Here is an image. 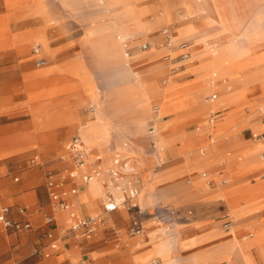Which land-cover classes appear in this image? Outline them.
Listing matches in <instances>:
<instances>
[{
    "label": "crops",
    "instance_id": "crops-1",
    "mask_svg": "<svg viewBox=\"0 0 264 264\" xmlns=\"http://www.w3.org/2000/svg\"><path fill=\"white\" fill-rule=\"evenodd\" d=\"M82 3L95 9L90 25L103 23L102 28H95L96 32L85 29L74 33L60 28L51 33L50 15L61 21L67 11L78 10ZM74 4L69 6L65 0H0V66L10 68L15 72L13 75L21 74L26 79L27 91L19 93L22 98L14 104L30 113V117L21 123L28 128L26 143L10 147H31L35 135L42 133L39 139L46 146L41 150L48 154L58 151L59 146L74 134L82 138L83 132L96 152L104 156L101 162L102 157H97L93 166L99 164L108 169L113 162L109 150L116 145L115 133L120 131L133 140L135 133L145 131V127H138L133 120L144 115L150 122L148 136L136 140L132 145L135 152L130 150L131 154L137 155L135 158L139 163L137 165L133 159V171L138 170L144 183L136 199L137 208L124 205L125 208L119 206L111 212L105 210L102 202V181L106 176L102 168L87 184L69 178L66 184L49 188L51 203H54L55 196H60L69 204V209H55L51 204L49 213L53 221L49 223L48 232L53 237H48V245L42 248L40 255L44 259L36 264H203L204 261H209L205 264L210 261L213 264H264V159L258 155L264 150V143L260 141L243 152L245 156L255 150L251 154L254 159H236L227 151L229 145L238 143L235 139L239 137L241 127L250 125L247 129L257 136L256 131L264 125V0H75ZM163 4L170 7L169 25L173 36L179 38L180 29L181 33L186 32L187 38L183 41L193 43L202 57L200 63L187 66L195 75L192 81L178 79L169 92L157 80H136L120 41L117 37L114 39L115 32L128 36L137 33L141 38L149 35L164 25L158 22L162 18L168 25V13H162ZM99 17L109 20H94ZM93 34L99 42L95 50L91 48L93 37L90 36ZM154 37L163 43L162 36ZM37 46L40 48L37 54H43L45 48L53 62L34 72L29 70L30 62L26 57ZM166 53L168 49L158 48L144 59L155 63ZM92 64L116 68L126 76L121 89L122 103L102 105L103 94L96 83ZM248 66L261 68L250 77L249 82L254 85L237 88L245 99L238 106L236 127L217 141L205 125L200 131L191 129L202 124L211 107L198 105L202 97L213 85L222 88L229 82L238 83ZM68 68L76 70L71 73ZM132 82H138L133 91ZM89 83L97 86L90 87ZM84 84L91 90L82 86ZM88 90L91 101L97 105L96 118L91 121L94 129L90 133L80 127L84 122L80 109ZM160 93H163L164 101L159 112L166 114L156 120L148 113V105L151 96ZM213 95L217 98L216 93ZM131 97L147 112H133L135 106ZM258 106L260 108L254 113L250 111ZM223 111L217 110L216 119ZM61 127L64 129L62 141L56 137V131ZM232 134L231 142L228 140ZM151 141H158L160 150L167 147L165 154L156 149L150 152L148 145ZM140 147L147 148V151H141ZM200 148L201 157L223 156L201 163L196 154ZM17 152V149L2 150L0 157ZM163 154L165 158L180 156L184 159L157 171L155 168L163 163ZM59 166V170L65 167L63 171L72 168L65 162ZM90 169L87 166L84 171ZM206 169L209 171L202 172ZM63 173L59 171L57 177ZM187 176L194 177L188 179V185L184 182ZM225 180L227 183L224 184ZM163 183L169 191L156 190ZM72 184L75 187L70 193L64 191ZM187 201L194 202L196 208L200 205L198 202H202L201 212L195 209L193 214L192 209L188 210L193 216L177 225L180 211L172 203ZM216 201L220 202L218 206ZM164 207L175 211L176 221L160 222L156 219ZM218 212L221 214L217 218H209ZM94 214L98 219L91 235L81 241L63 237L62 229L72 221L78 222ZM11 217L16 219L12 214ZM16 220L32 225L27 214ZM228 220L232 221L230 228L225 226ZM136 221L143 224V230L132 233L131 227ZM57 236L60 237L59 243Z\"/></svg>",
    "mask_w": 264,
    "mask_h": 264
},
{
    "label": "rangeland",
    "instance_id": "rangeland-1",
    "mask_svg": "<svg viewBox=\"0 0 264 264\" xmlns=\"http://www.w3.org/2000/svg\"><path fill=\"white\" fill-rule=\"evenodd\" d=\"M74 1L75 0H65L66 4L69 6H75ZM162 13H168V25L165 24V20L163 18L160 19L158 22L164 25L159 27L157 30L152 31L149 35H145L141 38L140 34L137 33L129 36L123 34L122 32H119L118 34L123 37L137 35V39L129 45L132 48L131 57L128 58L126 56L124 48L122 46L124 55L126 56V62L130 65L131 70L136 74V80H157L158 83L160 85H163L169 92L174 88L178 79L180 81H192V78H194L195 75L191 70L187 69V66L200 63L202 57H200L199 53L197 52L198 48L196 46H193L192 48H190L191 57L186 61L180 60V57H178V55L180 54L181 50L179 49L178 45L180 42L187 38L186 32L181 33V29L179 32V38L174 36L172 37L173 44L171 47L167 46L165 39L163 40L162 44L160 42H157V38L154 37L155 35L164 37V35L162 34V30L165 27H169L171 29V26L169 25L171 22V13L170 7H167V4H163ZM50 16L51 18L48 21V24H51V33L56 32L60 28H65L71 33H74L75 31L84 32L85 29H90V31L96 32L97 30L94 31L95 28H102L104 25L103 23L90 25L92 20L90 17L95 16V9L88 3H82L80 8L76 11H67L66 16L61 21H58V19L54 18L52 15ZM145 18L147 19V17ZM94 20H96L97 22H108L109 19L99 17L94 18ZM100 30L101 29H99V31ZM99 31L97 33H100ZM118 34L117 32L114 33L115 40L116 37H118ZM90 37H93V41H91V48L95 50L97 45L99 44L98 38H96L97 36H95L94 34ZM145 42H149L150 44H153L155 46L152 48H150V46L147 50H142L140 48V45ZM214 47L215 45L209 47V49ZM158 48L168 49V54L166 53L167 55L165 57L161 58L155 63H148L147 61H145L144 57L154 54L158 50ZM44 50L46 49L44 48ZM44 50L42 49L43 54L41 55L46 58L47 63L43 67H38L36 65V61L41 57V55L37 54L35 52V49L34 52H32V50L29 52L28 57H26L30 62L29 70H32L34 72L39 71L53 62ZM87 57H90V61L91 59H93L91 57V54L89 53L87 54ZM182 64H184L183 66L185 67H181ZM91 68L94 73L98 88L101 91V94H103L101 97L102 105L106 106L108 103L116 102L122 103L121 89L124 86L123 84L125 82L126 76L122 74L120 70H117L113 67L108 68L92 64ZM259 68L261 67H246L240 75L238 83L229 82L222 88H220L218 85H213L212 88L202 97L201 102L198 104L211 105V107H209V110L205 115L202 124H196L192 126L191 129H193L194 131H200L203 129V125H205V127L214 134L213 139L217 141L230 129L236 127L238 106L245 99L241 96L237 88L243 85L247 88L254 85L249 82L250 77L251 75H254L255 71H257ZM67 70L71 73H74L76 69L68 68ZM12 73L14 74L15 72H11L10 68H3L0 66V151L13 149L18 150L17 153L0 157V208L2 206H9L12 216L16 219H20L22 214L29 215L30 219H32L31 221L33 228L28 231H14L11 229H6L0 222V264H36L44 259L43 256H40L36 252V250L45 248L49 242L47 236V232L49 230L48 227L50 226V222H48V217H50L49 209H51L52 205L54 204L51 203L49 195V191H51L48 185L49 176L50 174H53L54 179H57L60 182L63 181L62 184H66L67 180L70 178L69 173L74 169V162L72 153L70 152L68 147L76 134L70 137L67 141H64L62 145L59 146L58 151L48 154H45L41 150V147L46 146L45 144L43 145L42 140L39 139L42 136L40 135L42 133L35 135L34 145L31 147H10L16 143H26V132L28 128L26 126H22L21 123H23L27 118L30 117L29 112L15 107L14 104L16 103V101L22 98L18 94L27 91L26 79L21 74L13 75ZM211 74L213 75V72H211ZM138 82H136V84L135 82L131 83V91H133L134 86H138ZM89 84L90 87L97 86L91 83ZM220 84L221 83L219 82V85ZM82 86L91 90V88L86 87V84ZM90 90L86 91V99L84 100V104L80 109V113L84 117V122L80 124V127H84L88 131V133H90L91 130L94 129L91 121L96 118L97 112V105L93 101H91L92 96H90ZM214 93L217 94V98L211 100V97ZM163 101V93L151 96L150 103L148 105V113L152 114L151 117L153 116L155 119H158L159 116L161 117L162 115L166 114L164 112H159V114L156 115L154 112L155 106H159L161 110ZM131 102L134 103L135 106L133 112L137 110H142L145 113L147 112L145 111V108H142V106L138 105V102L133 99V97H131ZM259 108L260 106H258L257 108H250V111L254 113ZM217 110H224V113H222V115L216 119V116H213V114H215ZM212 117L215 118V120L210 123ZM254 118L257 119L258 115L255 114ZM148 121L149 120L146 119L144 115L136 116L134 118L133 122L136 123L138 127H145L144 132L135 133V138L133 139L134 141L127 136H123L120 131L115 133V137L113 138L116 145L113 149L109 150L111 152V160L113 162L108 169L101 167L103 175H106L102 181L104 186V193L102 196L103 203L107 201L106 195L108 192H112L114 194V197L116 198L117 203H119L120 200L124 197V192L131 190L132 187H137L139 191H141L144 181L137 173L138 170L127 171L125 170V167L130 161L134 165L133 159L136 160L135 157H137V155L135 156L130 153L131 151L135 150L132 148V145L136 143V140L140 138L142 139L143 137L146 138L148 136V125L150 124V122ZM153 122L157 123L154 121V119ZM249 126L250 125L241 127V130L239 131L240 133L238 132L239 137L236 136L235 139L238 143H236V145L235 143H232V145L228 146L227 151L230 154H228L229 156L241 160L254 159L253 157H251V154L254 153L255 150L251 153L246 154L245 156L243 152H245L247 147L256 145L260 141L264 143V125L262 126V129L260 131H256L257 136H254V132L247 129V127ZM63 131V127L59 128L56 131V137H58L60 141H62ZM81 135L82 140L86 144L87 151L89 152L85 167H91V163L94 160L96 161L97 157H102V159H100L99 161H103V154L96 152V149L93 148L94 145L85 139V134H83V132L81 133ZM229 137L230 138L228 141H231L234 135L232 134ZM3 145L5 147H3ZM148 146L151 147L150 152H154L156 149L159 153L163 151V153L165 154L167 150V147H162V149L160 150L158 141L156 143H153V141H151ZM140 148L141 151L143 150V152L147 151V148ZM125 150L128 151L122 152ZM200 150L201 148L198 149V152H196V154L199 156L201 163L214 159V157L220 158L223 156L216 154L213 156L207 155L206 157H201ZM164 154L161 155L163 163L161 165L158 164L156 168L153 165L152 170H154L155 168L157 171H160L161 169H165L169 165L184 159L180 156H176L175 159L173 157L165 158ZM258 155L259 158L264 159V150L261 151ZM116 160H118V163H116ZM63 162H65L66 165L71 164L72 168H68L67 171H63L65 167L59 170V165L61 163L63 164ZM135 163L139 165L137 160ZM59 171L64 172L60 178L57 177ZM203 171L209 170L206 169L202 170V172ZM113 172L116 173L115 176ZM94 176L95 174H92L91 178H93ZM192 178L194 179L193 176H187L185 177L184 182L188 185V179ZM136 179H139V183L137 185L135 184ZM78 182L80 183L79 178ZM231 183L232 181L230 182V184ZM73 187H75L74 184L68 185L65 187L64 191L70 193V190ZM156 190L169 191L165 183L161 184L159 187H156ZM219 203L220 202L216 201V206H218ZM172 204L180 211V216L178 218L179 223L177 225H181L182 223L187 221V218H191L195 213V209L196 212H201L200 209L202 206V202H198V204L200 205L197 208L196 204L192 201ZM119 206L125 208L123 204H120ZM53 207L56 209L55 206ZM190 209L193 210L192 215L188 214V210ZM219 214L221 213L218 212L217 214H215L214 216H210L209 218L215 219L219 216ZM93 217H96V214H94ZM173 221H176V216ZM75 223L77 222L72 221L66 228L62 229V234L64 238L71 239L73 241H81L86 237H82L80 231H73V225ZM52 232H54V234L56 233L53 228ZM59 238L60 237L57 236V243H59ZM206 262L209 261H204L203 264H205ZM210 263L213 264V262L211 261Z\"/></svg>",
    "mask_w": 264,
    "mask_h": 264
},
{
    "label": "built area",
    "instance_id": "built-area-1",
    "mask_svg": "<svg viewBox=\"0 0 264 264\" xmlns=\"http://www.w3.org/2000/svg\"><path fill=\"white\" fill-rule=\"evenodd\" d=\"M162 34L164 35V39L166 41L167 46L171 47L173 44L172 37L173 33L169 27H165L162 30ZM151 44L149 42H145L140 45V48L142 50H147ZM179 49L181 50L180 54L178 57H180L181 61H186L190 58L191 51H190V46L191 43L188 41H182L179 43ZM35 52H39V47L35 48ZM132 55V48L127 47L126 50V56L129 58ZM47 61L43 57H40L37 59L36 64L39 67H42L46 65ZM184 64L181 65L183 67ZM216 95H212L211 99H215ZM215 116V114H213ZM213 119V118H212ZM264 119V117H263ZM69 150L72 153V158L74 162V169L69 173V177L72 179H80L82 184H87L89 180L91 179V176L93 173L97 172V165H94V167L91 168L90 171H84L85 167L84 165L86 164V161L88 159V154L89 152L87 149L84 147V142L81 140L80 136L77 135L74 137L72 142L69 145ZM116 163H118V160H116ZM114 176L116 175L115 172ZM63 181H59L57 179H54L53 174H50L49 176V181L48 185L50 188H57L62 185ZM139 183V179H136L135 184L137 185ZM223 183H227V181H223ZM140 194V191L137 187H132L131 190L125 191L124 192V197L120 200L119 203H117L116 198L114 197V194L112 192H108L106 195L107 201L104 203V208L106 211L111 212L119 208L120 204H123L127 206L128 208H137L138 205L136 203V199L138 198ZM54 205L56 208L59 209H69V204L62 199L60 196H55L54 198ZM167 213V214H163ZM156 219H158L160 222H171L175 219V211L171 209L170 207H164V211L159 213L158 215L155 216ZM98 217H90L84 220H80L77 223L73 225V231H80L81 236H88L91 235L94 231V225L97 221ZM53 218L50 216L48 217V222H52ZM0 222L3 224V226L6 229H11L14 231H21V230H29L31 229L32 225L29 222L26 221H20L13 219L11 217V211L10 207H2L0 210ZM225 226L227 228H230L232 226V221L228 220L225 222ZM143 230V224L139 222H134L133 226L131 227L132 233H139ZM47 236L52 238L53 234L51 232L47 233ZM36 252L41 255L43 252V249L40 248L36 250ZM79 264H86V262H81Z\"/></svg>",
    "mask_w": 264,
    "mask_h": 264
},
{
    "label": "bare ground",
    "instance_id": "bare-ground-1",
    "mask_svg": "<svg viewBox=\"0 0 264 264\" xmlns=\"http://www.w3.org/2000/svg\"><path fill=\"white\" fill-rule=\"evenodd\" d=\"M128 9V8H127ZM135 9H137V8H135ZM138 10V9H137ZM129 11H131V9L129 10ZM132 12V11H131ZM128 13V12H127ZM134 14H135V12H134ZM137 14V13H136ZM133 15V14H132ZM118 40L120 41V43H121V45L123 46V48H124V51H125V54H126V50H127V47H130L129 45L130 44H132L133 43V41L134 40H136L137 39V35L136 36H130V37H123V36H121L120 34H118ZM155 45H153V44H151V47L150 48H152V47H154ZM193 47V44H191V46H190V48H192ZM189 48V49H190ZM190 57H191V55H190ZM159 110H160V108H159V106H155L154 107V112H155V114H158L159 113ZM213 118V117H212ZM211 118V121H213V120H215V118H213L212 119ZM80 138H81V136H80ZM81 140H82V138H81ZM83 141V140H82ZM84 142V141H83ZM84 147L87 149V147H86V144H85V142H84ZM95 161V160H94ZM93 161V162H94ZM92 162V163H93ZM91 163V167H94L93 166V164ZM132 163H131V161L130 162H128L127 163V165H126V167H125V170H127V171H133V167H132ZM134 166V165H133ZM84 167H85V165H84ZM98 167V168H97ZM96 168H97V172L96 173H93V174H98L99 172H100V170H101V167H100V165L99 164H97V166H96ZM232 227V226H231Z\"/></svg>",
    "mask_w": 264,
    "mask_h": 264
}]
</instances>
